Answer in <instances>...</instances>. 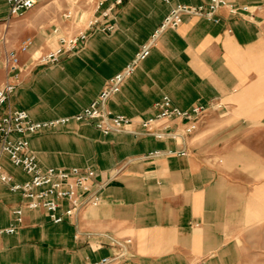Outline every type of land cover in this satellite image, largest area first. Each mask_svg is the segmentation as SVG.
Wrapping results in <instances>:
<instances>
[{"label":"crops","instance_id":"obj_1","mask_svg":"<svg viewBox=\"0 0 264 264\" xmlns=\"http://www.w3.org/2000/svg\"><path fill=\"white\" fill-rule=\"evenodd\" d=\"M54 2L10 18L7 0H0L1 25L36 28L38 10ZM233 2L237 14L220 8L218 22L186 16L156 37L106 104L132 119L130 131L105 135L89 123L71 122L29 138L42 168H91L105 186L97 207L58 224L43 209H26L16 233L0 232V264L92 262L112 255L115 242L126 253L116 264H264V0ZM172 5L104 0L94 17L113 29L91 30L79 49L49 65L32 56L51 50L45 35L54 40L52 27L65 21L60 15L45 30L39 27L43 39L33 37L20 56L19 85L6 107L25 110L36 122L79 113L152 39ZM163 96L182 110L216 102L222 108L191 135H182L175 121L168 130L182 136L157 139L140 124L158 114L155 104ZM155 151L160 154L149 156ZM1 163L15 182L28 180L8 158ZM22 204L21 195L0 182V231Z\"/></svg>","mask_w":264,"mask_h":264},{"label":"built area","instance_id":"obj_2","mask_svg":"<svg viewBox=\"0 0 264 264\" xmlns=\"http://www.w3.org/2000/svg\"><path fill=\"white\" fill-rule=\"evenodd\" d=\"M53 0H7L9 17L18 18L34 9L41 3ZM122 0H118L120 3ZM172 5L176 0H162ZM71 6L61 14L65 21L63 26H53L51 34L56 38L57 47L42 53L32 60L40 65L57 63L65 54L79 49L88 38L91 30H112L113 26L104 24L94 14L103 5L104 0H74ZM220 8H227L234 15L240 9L233 0H207L203 5L184 3L173 4L169 13L163 19L152 39L143 46L135 58L120 72L111 77L104 85L98 97L79 113L50 121H33L25 110L7 108L11 96L19 85L21 73L20 56L28 53L34 44L32 37L21 41L17 49H5V68L7 80L0 86V182L8 185L11 192L20 194L23 204L13 210L14 222L1 233L14 234L24 224V211L43 209L53 223H61L65 219H73L88 207H97L101 202V194L105 184L97 180L96 171L81 167H49L42 168L37 156L31 150L29 138L45 131L57 130L71 122L89 123L105 135L122 131H130L132 119L122 114H113L107 108L108 100L119 93L125 81L134 73L138 64L150 53L156 37L167 30L176 29L186 16L202 17L212 22H218L217 12ZM91 11L89 19L82 27L78 23L84 21V16ZM107 17V11L102 14ZM75 28V32L73 31ZM58 40V41H57ZM6 35L1 42H6ZM158 114L143 120L142 130L157 139H176L182 135H191L197 130L208 113L222 108L220 102L211 105L197 104L187 110L175 106L169 96H163L156 104ZM177 121L183 127L182 135L177 131H170L169 123ZM170 154L185 156V151H169ZM159 151L149 156L159 155ZM8 158L10 163L20 168L28 180L22 183L14 181L13 177L4 169L1 160ZM126 243H130L127 240ZM115 251L112 255L102 259L80 264H116L125 257L123 244L113 243Z\"/></svg>","mask_w":264,"mask_h":264},{"label":"rangeland","instance_id":"obj_3","mask_svg":"<svg viewBox=\"0 0 264 264\" xmlns=\"http://www.w3.org/2000/svg\"><path fill=\"white\" fill-rule=\"evenodd\" d=\"M54 1V0H53ZM53 4L47 6L48 3H45L46 7H42L38 10L36 23L37 27L27 28V26L22 25V23H12L9 22L6 26H2L0 22V41L3 35H6V42L0 43V86L4 83L5 75H6V68H5V49H17L19 46V42L25 37H38L43 39L41 36L38 35L39 27H42L44 30L51 24L56 21V19L63 13L65 8L67 7L66 1L69 0H55ZM74 1V0H71ZM91 15V11L87 12L84 16V21L78 23V27H82L84 22L89 19ZM47 45L55 49L57 47L56 38L52 40L50 36L45 35ZM42 54L40 51H35L33 54L34 58L39 57ZM216 113L219 114L218 111ZM222 113V111H221Z\"/></svg>","mask_w":264,"mask_h":264}]
</instances>
